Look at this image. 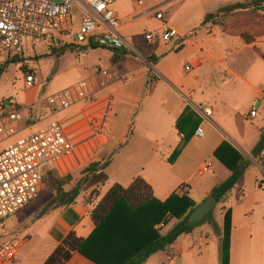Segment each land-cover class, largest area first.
Returning a JSON list of instances; mask_svg holds the SVG:
<instances>
[{
    "label": "crops",
    "instance_id": "crops-1",
    "mask_svg": "<svg viewBox=\"0 0 264 264\" xmlns=\"http://www.w3.org/2000/svg\"><path fill=\"white\" fill-rule=\"evenodd\" d=\"M142 1L144 4L143 7H138L137 0H133L136 9L132 13L122 12L121 9L115 5V0L113 1L112 8L120 19L119 35L128 45L127 48H123L128 54L121 56L115 63H111V52L109 58L111 66L107 69L118 70L124 76L122 82H125L126 78L132 77L138 73L143 74L141 76V85L149 86V91L142 95L143 98L133 99L131 107L142 110L144 108V99H146L148 107L151 106L152 108L150 113L153 114L155 107H157L154 115L148 119V128L146 127V130L142 132L136 122L132 125L127 122L121 132H116L111 122L114 102L117 98H123L126 101L130 100V98L118 93L117 90L111 91L107 88L104 92L112 94L115 99L110 111L109 130L106 133L105 140L99 146L93 162L102 165L104 163V154L110 153V159L105 169L109 185L106 186L105 183L97 189L100 193L97 198L93 197L89 199L83 192L79 194L71 205L46 212V217L41 222V231L37 232L31 240L15 237L21 241V247L16 258L6 264H43L69 233L73 232L79 238H87L93 230V223L89 218L90 212L93 210V204L98 203L99 199L114 184L127 187L139 176L151 187L154 198L161 202L165 201L172 194L177 195V190L180 186L187 185L188 192L185 196L197 207L207 197H210V192L215 185L226 180L210 182L208 178H205L206 175L212 171L213 162L227 170L229 176L231 174L230 170L214 156L215 152L219 151V149L220 152L218 155L228 162L229 157L234 156L230 149L239 155V160L229 162L232 166L236 163H243V172L239 181L225 196V199L220 202L226 201L229 205V208L223 210L222 215H224L227 210H229L231 214L228 264H230V258L232 257L234 235L236 236L232 217L234 209L236 211L239 210L240 215L243 214V218L250 219L248 235L247 237H241V255L246 260L247 264H264V160L261 163L259 162L260 155L253 156V150L259 142L260 134L264 131V92L260 91L251 83L252 78L248 68L240 70L233 68L231 65H226L223 63V57H215L207 49L211 39L220 30L219 24L204 25L207 37L205 36L202 38L198 36V33L194 35L195 31H189L184 34L180 33L177 29L169 26L165 21L168 27L175 29L182 36L190 33H192L191 36L194 35V38L188 40L182 49L176 51L181 52L185 47H188L194 52L189 63L184 65V67L191 65L192 70L186 73L183 67L182 74L178 76L174 74L172 70L163 67L167 58L165 54L158 60L155 53H149L146 58L150 60L153 56L155 61L151 66V72L147 71L143 63L145 58L129 50V48L131 50H133V48L125 37V34H123V30L127 25L132 24L134 19L141 18V22L147 20L156 21L160 25L156 30L160 28L158 30V32H160L163 26L159 21L154 19V14L155 12H162L160 8L163 7L165 2L161 0ZM245 2L248 1L239 3ZM250 11L252 10H238L235 12ZM126 21L131 23L126 24ZM203 24L205 23L203 22ZM207 29L211 30L212 33L208 34ZM239 36L242 42V48H248L262 61V63H264V33L255 35L249 31L241 30ZM71 46L77 50L78 53H81V55H86L87 47L78 48L74 45ZM231 54L232 53L229 55ZM164 57L166 58L164 59ZM251 64H254V62ZM246 67H248V64ZM214 74L220 76V80L217 83L213 80ZM26 88L23 104L25 107L30 108L29 115L38 119L39 122H48L52 118H59L60 116L61 118L59 120L69 118L75 115L80 108L79 105H75L61 113L51 115L41 105H37L42 94L40 87L33 85L32 87ZM249 95L251 97V110L253 108L256 109L258 104L260 105L259 109H256L254 118H249V113L243 116L241 111V101L242 99L245 100ZM257 99L259 101H256ZM138 100L140 105H137L139 103ZM253 104H255L254 107ZM124 105L128 106V104L125 103ZM186 107H189L201 118V123L198 127L203 130V125H206L207 133L205 135L203 130V137L198 138L195 136L194 132L190 141L177 159L173 163H169L170 156L182 138V135L176 130L175 124ZM203 109L211 111L208 118H203L199 113V111ZM242 117L246 118L245 121H247L248 124L243 123ZM227 119H238L241 123L240 132L228 128L225 125ZM32 124L33 122L29 123L28 127L31 128ZM206 137L207 140L204 141ZM113 145L119 147V149L115 151V149L112 148L109 152L106 151L107 148ZM125 147H132V149L138 152L137 154H141L140 151H143V165L133 175H128L125 165L120 166L114 178L110 179L108 176V169L114 158L120 155ZM211 157L212 160L209 159ZM82 159L84 161L83 157ZM206 162L211 164L210 171L201 177L196 176V170ZM88 164L89 163L84 162L80 164L79 167H74V170L71 171H64L61 169V173L62 175L68 174L70 177L73 175L84 176ZM73 166L75 165L73 164ZM250 167L251 172H248L247 168ZM245 172L255 175V185L260 190H257V188L254 189L253 185L247 187L243 178ZM245 186L249 190L247 194L244 190L240 189ZM235 189H240L241 191L238 196L239 199L233 204L234 201L229 198V195H231L232 191ZM196 195L198 197H196ZM216 205L217 204H215V206ZM176 222L177 220L171 219L165 225H158L161 226L158 228L159 232L161 234L166 233ZM202 227L203 226H199L195 228L192 233L188 235L179 236L166 252H158L163 254V259L157 261L158 258H154L151 264H197L193 260L195 248L198 247V241L207 238V235L203 232H199L197 241L194 239V233ZM153 257L156 256L153 255L147 261L153 259ZM147 261L144 264H146ZM65 264L95 263L86 259L79 253H74Z\"/></svg>",
    "mask_w": 264,
    "mask_h": 264
},
{
    "label": "rangeland",
    "instance_id": "rangeland-1",
    "mask_svg": "<svg viewBox=\"0 0 264 264\" xmlns=\"http://www.w3.org/2000/svg\"><path fill=\"white\" fill-rule=\"evenodd\" d=\"M161 1L165 2L163 7L160 8V11H162L165 16L164 21H166L169 26L177 29L180 33L184 34L189 31H195L194 35L198 33V36L203 38L205 36L207 37L204 25L219 24L220 30L211 39L207 49L215 57H223V63L226 65H231L233 68L240 70L248 68L252 78L251 83H253V85H255L260 91L264 92V63H262V61L248 48H242V42L239 36L241 30L249 31L255 35L264 33V9L253 12H234L217 18L213 17L203 24L206 15L211 14L212 16H215L217 11L223 7L249 0ZM115 5L125 13H132L136 9L133 0H115ZM74 19L75 23L78 24L79 16L75 15ZM128 23L131 22L126 21V24ZM158 27H160V25L156 21L147 20L141 22V18L134 19L133 23L127 25L123 30V34H125V37L128 39L134 51L130 48L129 50L133 53L136 52L137 54H140L142 58H145L143 63L149 72H151L153 62H150L146 56L149 53H155L159 60L165 54L167 58L164 57V59L166 58V61L164 62L163 67L172 70L174 74L179 76L182 74V68L184 65L188 64L193 57L194 52L188 47H185L181 52H176V50L182 49L187 42H184L179 48H175V44L177 45L175 40L163 43L158 36V30L160 28L156 30ZM207 30L208 34L212 33L211 30ZM147 33H154L156 39L151 43H147L144 39V35ZM194 35L189 36L187 40H192ZM50 38L43 40L41 43L33 47H26L23 62L17 63V61H13L12 58L14 56L10 53L0 55V101L14 98L18 106H24V92L27 88L25 87V70L23 64H26L27 67L34 71L36 78L34 86H39L42 91L40 100L76 84L98 69H107L111 66L109 62L111 56L110 49L87 48L86 55H81V53H78L75 49L64 54H54L51 50L54 45L57 50L63 46L58 43L56 35L53 34L52 38ZM230 53L232 54L229 55ZM252 62H254V64H251ZM247 64L248 67H246ZM142 75L143 74L140 73L133 75L132 77L126 78L125 82H122L124 80L123 78L121 82L113 83L109 87L111 91L117 90L118 93L130 98L128 101L123 98H117L114 102L111 122L114 125L116 132H121L127 122L131 125L136 122L138 127L141 128V131H145L146 127L148 128V119L152 117L157 110V107H155L154 113H150L152 108L151 106L148 107L146 99L143 100L144 108L142 110L131 107L133 99H141L143 98L142 95L149 91V86L141 85ZM213 80L217 83L220 80V76L214 74ZM124 103L128 104V106L124 105ZM137 105H140V102ZM250 105L251 97L249 95L245 100L242 99L241 101V111L243 116L248 114L251 110ZM259 106L260 105L258 104L256 109H259ZM60 118L61 116L59 118L54 117L48 122L38 121L33 123L31 128L28 127L27 129L20 131L17 135L0 142V152L13 145L19 138L36 133L43 129L46 124H49L54 120H59ZM242 118L243 123L248 124V122L245 121L246 118ZM240 124L241 123L238 119H227L225 125L233 131L240 132ZM203 130L206 135V125H203ZM206 140L207 137L204 141ZM112 148L115 149V151L119 149V147L113 145L107 148L106 151L109 152ZM140 152L141 154H137L138 152L132 149V147H125L120 155L114 158L109 167V178L113 179L117 174V170L123 165L126 166L128 175H133L138 171L139 168L142 167L144 161L143 151ZM104 156L103 164L108 163L110 153H106ZM209 159L212 160V157ZM247 171L251 172V167L247 168ZM228 176L229 173L227 170L213 162V169L205 178H208V180L212 182L225 180ZM244 176L243 178L247 187L253 185L254 189L257 188V190H260L255 185L256 178L254 174L245 172ZM81 179H83V176L73 175L69 185H67L65 189L69 190L70 188H73L81 181ZM105 185H109V182H106ZM247 187L245 186L240 189L244 190L247 194L249 193ZM240 189L233 190L231 195H229V198L234 201L233 204L239 199L238 196L241 191ZM83 192L89 199L100 194L97 189H86L85 184H82V191L80 193ZM52 197H54V193L52 192L47 178H45L38 198L31 203L30 206H27L24 210L0 224V242L8 241L15 237L31 240L34 235L42 229L41 222L47 214L44 212V209H46V205ZM196 197L198 196L196 195ZM190 198L193 199L192 197ZM227 208H229V205L226 201L217 204L212 212L207 215V219H205L204 223L201 225L203 227L194 233V239L197 241L199 232H203L207 235V238L198 241V247L195 248L193 260L197 264H219L218 237L222 228L223 210ZM237 211L234 209L232 214L236 236L234 235L230 264H247L246 260L241 255L240 241L241 237H247L248 235L250 219L243 218V214L240 215L239 210ZM154 256L156 257L147 261V263L149 262L148 264H151L154 258H158L157 261L163 259L162 253H158Z\"/></svg>",
    "mask_w": 264,
    "mask_h": 264
},
{
    "label": "built area",
    "instance_id": "built-area-1",
    "mask_svg": "<svg viewBox=\"0 0 264 264\" xmlns=\"http://www.w3.org/2000/svg\"><path fill=\"white\" fill-rule=\"evenodd\" d=\"M113 1L0 0V55L10 53L24 61L26 47L52 38L53 34L58 42L78 48H127L119 35L120 19L112 8ZM143 5L142 0H137L138 7ZM75 15L79 16L78 24L75 23ZM154 19L163 26L158 35L163 43L175 40V48H179L192 35L182 36L168 27L162 12H155ZM144 39L151 43L156 35L147 33ZM23 68L25 86L32 87L36 82L34 71L26 64ZM191 70V65L184 67L186 73ZM123 77L116 69H98L87 78L37 103L51 115L75 105L80 108L75 115L53 121L40 131L19 138L0 152V224L38 198L45 171L67 176L62 175L61 169L71 171L84 162L89 163L88 166L94 163L93 159L109 130L110 111L115 99L104 91L111 84L122 81ZM29 111L28 107L18 106L14 98L0 101V142L27 129L29 123L39 121L30 116ZM199 113L208 118L211 111L203 109ZM255 115L256 109L253 108L249 118ZM195 136L203 137L200 127L196 129ZM263 160L264 151L259 156V162ZM210 169V163H203L195 175L201 177ZM187 192L188 186L182 185L177 190V196H185ZM96 206L97 203H94L93 209ZM20 247L21 241L17 238L0 242V264L13 261Z\"/></svg>",
    "mask_w": 264,
    "mask_h": 264
},
{
    "label": "trees",
    "instance_id": "trees-1",
    "mask_svg": "<svg viewBox=\"0 0 264 264\" xmlns=\"http://www.w3.org/2000/svg\"><path fill=\"white\" fill-rule=\"evenodd\" d=\"M263 8L264 0L233 4L221 8L215 16L206 15L204 23L213 17L228 15L238 10L261 11ZM61 46L63 47L57 50L54 45L51 50L54 54L74 50L71 45L62 44ZM90 48L99 47L91 46ZM110 51L112 52L111 63H115L121 56L128 54L125 49H110ZM12 59L17 63L23 62L21 57L14 56ZM149 61L154 62L155 58L152 56ZM200 123L201 118L186 107L175 124L182 138L170 156L169 163H173L181 154ZM230 150L234 156L229 157V162L239 160V155ZM262 151H264V131L260 134L253 156L260 155ZM219 152L220 149L214 156L230 170L231 174L225 181L212 188L210 197L216 204L225 199L243 172V163L232 166L218 155ZM107 165L108 163L90 164L84 172L83 179L69 190L65 187L71 181L70 176H60L51 170L45 171L44 180L47 178L54 197L48 202L44 212L74 203L82 191V184H85L86 189H98L103 186L108 180L105 173ZM98 196L99 194L96 198ZM195 207V204L186 196L179 197L172 194L163 202L155 199L151 187L140 176L127 187L114 184L99 199L96 208L90 212L89 218L93 223V230L89 236L83 239L73 232L69 233L43 264H65L74 253H79L95 264H144L156 253L166 252L179 236L192 233L195 228L204 223L207 216L198 223L188 225L189 215ZM171 219L177 220L176 224L166 233L161 234L157 226L165 225ZM230 233L231 214L227 210L223 215V228L219 240V264L229 262Z\"/></svg>",
    "mask_w": 264,
    "mask_h": 264
},
{
    "label": "water",
    "instance_id": "water-1",
    "mask_svg": "<svg viewBox=\"0 0 264 264\" xmlns=\"http://www.w3.org/2000/svg\"><path fill=\"white\" fill-rule=\"evenodd\" d=\"M215 202L211 197H207L200 205L194 208L188 218V225L202 221L215 207Z\"/></svg>",
    "mask_w": 264,
    "mask_h": 264
}]
</instances>
